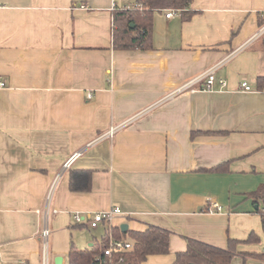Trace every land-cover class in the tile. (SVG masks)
Masks as SVG:
<instances>
[{"label":"crops","instance_id":"1","mask_svg":"<svg viewBox=\"0 0 264 264\" xmlns=\"http://www.w3.org/2000/svg\"><path fill=\"white\" fill-rule=\"evenodd\" d=\"M136 4L0 0V264H42L46 226L54 264L81 250L78 240L54 241L88 229L74 214L114 207L111 227L171 232L168 254L145 264H172L187 238L224 249L253 233L237 252H262L252 245L264 234V204L252 194L264 189V93L240 85L256 88L264 76V0H191L188 21L155 10L150 50H114L113 12ZM210 71L224 89L199 90ZM70 171H89L90 190L71 192ZM213 203L220 210L208 212ZM97 229L86 248L107 234Z\"/></svg>","mask_w":264,"mask_h":264},{"label":"trees","instance_id":"2","mask_svg":"<svg viewBox=\"0 0 264 264\" xmlns=\"http://www.w3.org/2000/svg\"><path fill=\"white\" fill-rule=\"evenodd\" d=\"M133 9H118L112 17V48L117 51L150 50L152 15L155 10L178 11L182 21H188L197 12L189 9L191 0H136ZM264 21H259L262 24ZM257 89L264 88V76L256 80ZM224 165L212 168L222 171ZM91 173L89 171H70L69 189L71 192H87L90 190ZM255 202L264 204V189L253 193ZM263 230L264 215L261 213ZM110 235L115 241L129 243L131 248L125 252H114L110 257L104 255L110 239L103 236L99 243L92 244L84 250L71 247L66 264H145L149 256H162L169 252V237L171 232L153 225H148L142 231L126 230L122 232L117 227L110 228ZM257 241L251 233L244 243ZM242 241L228 239L226 248H219L198 240L186 239V248L175 254L172 264H230L234 256L264 258L263 254L237 252V245Z\"/></svg>","mask_w":264,"mask_h":264},{"label":"built area","instance_id":"3","mask_svg":"<svg viewBox=\"0 0 264 264\" xmlns=\"http://www.w3.org/2000/svg\"><path fill=\"white\" fill-rule=\"evenodd\" d=\"M174 14H178V11L175 10H168L165 17L167 19H169L171 16H173ZM261 31L263 32V36H264V27L261 28ZM202 80V84L199 88V90L202 91H213L214 90V86L215 84L218 85L219 89H224L226 87V82L221 79V78H216L215 74L213 71L208 72L204 77L201 78ZM2 86V84H1ZM240 89L243 92H247V93H264V88L262 89H257V88H252L250 85H248L247 83L243 82L240 85ZM92 97V94L89 93L87 94V99H90ZM114 134V129H111L108 134L106 135V137H112V135ZM82 154V152H76L73 155H71L62 165L61 168V173H64L65 171L69 170L73 164V162L80 157ZM55 190V181L50 185L48 192L46 194V206L47 208H49V204L52 200V196ZM48 210V209H47ZM220 208L218 207L217 204H210L207 207V211L208 212H213V211H219ZM53 213H55V211H53ZM261 213L264 215V205L261 208ZM121 215V210L118 207H114L111 208L107 211L104 212H97L95 214L92 215H88V216H83L81 214H74L73 215V220L75 225L77 226H82V225H86L89 229H97L99 226L101 225H106L107 226V236L110 239L108 248H106L104 250V255L107 257H110L114 252H125L127 250H129L131 248V245L129 243H124L122 241H115L112 239L111 235H110V228L111 226H109V224L112 223V221L117 217ZM50 235V231L48 229V227H44L43 230L40 233V237L42 240V264H50V256L48 254V238ZM264 255V249L261 252Z\"/></svg>","mask_w":264,"mask_h":264},{"label":"rangeland","instance_id":"4","mask_svg":"<svg viewBox=\"0 0 264 264\" xmlns=\"http://www.w3.org/2000/svg\"><path fill=\"white\" fill-rule=\"evenodd\" d=\"M260 205H261L260 208H262L263 207L262 204H260ZM84 232H85V234H84ZM93 237H96V239H98V241H99V239H100V230L99 229L92 230V229H89V228L88 229L87 228H83V229L73 228V229L67 230L66 233H64V235H62V237H58L54 241H55L56 245H59V244L65 243V241L70 242V240H72V239L73 240H78V241H80V243L78 244V248L82 250V249L86 248L89 243H93L94 242ZM258 237H259V241L257 243H255V244H253L252 246L256 250H260L261 248L264 249V234L262 233V231H261V234H259ZM50 241H51V239L48 238V243ZM62 255L63 256H60V257H65V259H66L65 254H62Z\"/></svg>","mask_w":264,"mask_h":264},{"label":"water","instance_id":"5","mask_svg":"<svg viewBox=\"0 0 264 264\" xmlns=\"http://www.w3.org/2000/svg\"><path fill=\"white\" fill-rule=\"evenodd\" d=\"M120 230H121L122 232H125V231L127 230V226H126V225H122V226L120 227ZM62 260H63L62 257L57 256V257L54 258L53 263H54V264H62Z\"/></svg>","mask_w":264,"mask_h":264}]
</instances>
